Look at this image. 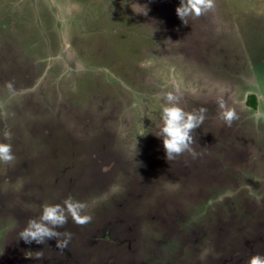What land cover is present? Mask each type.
I'll return each mask as SVG.
<instances>
[{
	"label": "rangeland",
	"instance_id": "1",
	"mask_svg": "<svg viewBox=\"0 0 264 264\" xmlns=\"http://www.w3.org/2000/svg\"><path fill=\"white\" fill-rule=\"evenodd\" d=\"M179 4L0 0V142L15 156L0 162V264L264 255V0H215L187 24ZM173 79L185 111L207 109L193 133L197 159L167 161L156 135ZM218 97L239 115L231 127ZM68 196L92 220L57 229L72 233L66 249L19 238L44 204Z\"/></svg>",
	"mask_w": 264,
	"mask_h": 264
},
{
	"label": "clouds",
	"instance_id": "2",
	"mask_svg": "<svg viewBox=\"0 0 264 264\" xmlns=\"http://www.w3.org/2000/svg\"><path fill=\"white\" fill-rule=\"evenodd\" d=\"M216 7L215 0H180L176 8V14L185 24L189 18H199ZM150 61L141 62L140 67L150 66ZM172 90L162 93L164 104L160 113L162 122L157 136L163 140V148L166 160L172 161L177 157L188 153L193 159H197L203 153H198L193 145L196 143L193 133L200 127L206 119L207 109L200 107L198 110L185 111L180 106L182 98L180 84L173 79ZM10 91L14 90L11 82L7 84ZM219 108V118L226 126L231 127L232 123L239 119L235 108L229 107L223 97L217 98ZM4 139H11L10 131H5ZM15 156L10 143L0 142V162L11 164ZM142 179V177H141ZM87 205L84 202L75 200L68 196L63 202L55 204H44L42 212L38 218H29L26 226L23 227L18 236L25 243L35 242L45 245L48 240L55 239L56 248L63 251L71 241L72 233L58 231L68 223L69 217L72 222L84 226L91 222L92 217L82 214ZM42 254H38L36 259H42ZM247 264H264V255L253 254Z\"/></svg>",
	"mask_w": 264,
	"mask_h": 264
},
{
	"label": "flooded vegetation",
	"instance_id": "3",
	"mask_svg": "<svg viewBox=\"0 0 264 264\" xmlns=\"http://www.w3.org/2000/svg\"><path fill=\"white\" fill-rule=\"evenodd\" d=\"M250 96H252L253 99H251ZM250 96H247V97H248L249 99H251V101H252L250 104H252L253 102L256 104V96L253 95V94L250 95ZM247 100H248V99H247ZM117 239L119 240L118 237H117ZM104 240L108 241V239H107L106 237L104 238ZM104 240H103V241H104ZM101 241H102V240H101ZM104 242H105V241H104ZM168 250H169V249H168ZM166 253H167V252H163V254H160V255L156 258V260H154V261H160V262H162V263H165L163 259H165V258L167 259V258H168V257H166ZM161 258H162V261L160 260ZM154 261H152V260H151V261L148 260V262H147V261H145V262L142 261V263L145 264V263L147 262V263H151V264H160V262L158 263V262H154ZM140 263H141V262H140Z\"/></svg>",
	"mask_w": 264,
	"mask_h": 264
},
{
	"label": "water",
	"instance_id": "4",
	"mask_svg": "<svg viewBox=\"0 0 264 264\" xmlns=\"http://www.w3.org/2000/svg\"><path fill=\"white\" fill-rule=\"evenodd\" d=\"M119 244H120V243H119ZM65 255L67 256V257H65V258H66L67 260H69V255H68V254H65ZM47 257H48V256H47ZM65 258H64L62 261L65 262V261H66ZM64 262H63V263H64ZM9 263H10V262H9ZM10 264H11V263H10ZM20 264H22V263H20ZM53 264H62V263H60V260H57V262H56V263H53ZM67 264H68V263H67Z\"/></svg>",
	"mask_w": 264,
	"mask_h": 264
},
{
	"label": "trees",
	"instance_id": "5",
	"mask_svg": "<svg viewBox=\"0 0 264 264\" xmlns=\"http://www.w3.org/2000/svg\"><path fill=\"white\" fill-rule=\"evenodd\" d=\"M251 99H253V97L251 96Z\"/></svg>",
	"mask_w": 264,
	"mask_h": 264
}]
</instances>
